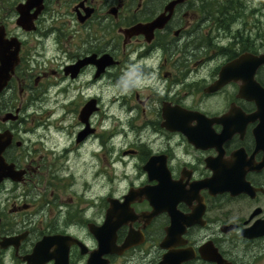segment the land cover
Returning <instances> with one entry per match:
<instances>
[{
    "label": "flooded vegetation",
    "instance_id": "obj_1",
    "mask_svg": "<svg viewBox=\"0 0 264 264\" xmlns=\"http://www.w3.org/2000/svg\"><path fill=\"white\" fill-rule=\"evenodd\" d=\"M261 55L264 0H0V264H264Z\"/></svg>",
    "mask_w": 264,
    "mask_h": 264
},
{
    "label": "rangeland",
    "instance_id": "obj_2",
    "mask_svg": "<svg viewBox=\"0 0 264 264\" xmlns=\"http://www.w3.org/2000/svg\"><path fill=\"white\" fill-rule=\"evenodd\" d=\"M253 8L254 7H249V8L246 9L245 12L246 13H251L252 12L251 10ZM54 104H55V102L52 101V100L45 101L43 103V109H45V110H52V109H54V106H55ZM54 117L56 118L55 115H54ZM68 120H70V118H68ZM66 123H68V121ZM61 141L62 140L59 138V142H61ZM98 168H99L98 166L95 167V166H92L91 165V167L89 168V170H88V168H86L85 169V172H84L82 170V167H81V170H80V167H78V171H76V170L74 171V175H75L74 176V189L77 190V191H81L83 188H80V186L83 183V179L84 178H86V179H92V174L96 170H98ZM105 169H106V180H107V185H108V188L107 189L109 190L110 187H111V185H113L114 182H117L116 181L117 178H114V177L117 176L116 172H118V170H117V168L115 166H111V165H107L105 167ZM80 171H81V173H83V175L81 177H79L78 174H77ZM109 179H112L113 180L112 181V184L109 182ZM101 180H102V178H101ZM69 181H71V180L69 179L65 183L69 184ZM93 187L97 190L96 184H94ZM72 193H73V190L67 191L66 193L64 192L63 194H64L65 197H70V196L73 197V194ZM91 193H94L93 197H95V195H98V192L94 191V189H93V191ZM73 198L75 199V197H73Z\"/></svg>",
    "mask_w": 264,
    "mask_h": 264
},
{
    "label": "water",
    "instance_id": "obj_3",
    "mask_svg": "<svg viewBox=\"0 0 264 264\" xmlns=\"http://www.w3.org/2000/svg\"><path fill=\"white\" fill-rule=\"evenodd\" d=\"M243 59V57L242 58H240V59H238V60H236V61H241ZM258 60H260V62H264V55H261L259 58H258ZM2 73H6V70L5 71H3V70H0ZM5 78H0V89L4 86V84H5ZM88 109H87V107H85V108H83L82 109V112H81V117L83 118V117H85L87 114H88Z\"/></svg>",
    "mask_w": 264,
    "mask_h": 264
},
{
    "label": "trees",
    "instance_id": "obj_4",
    "mask_svg": "<svg viewBox=\"0 0 264 264\" xmlns=\"http://www.w3.org/2000/svg\"><path fill=\"white\" fill-rule=\"evenodd\" d=\"M239 8H240V7H235V11H236V12H242V11H239Z\"/></svg>",
    "mask_w": 264,
    "mask_h": 264
}]
</instances>
